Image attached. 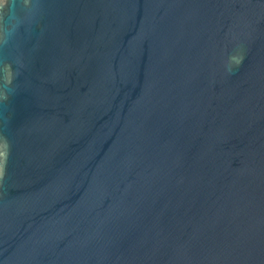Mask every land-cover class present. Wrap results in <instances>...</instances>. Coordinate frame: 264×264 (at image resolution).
Here are the masks:
<instances>
[{
  "label": "water",
  "instance_id": "1",
  "mask_svg": "<svg viewBox=\"0 0 264 264\" xmlns=\"http://www.w3.org/2000/svg\"><path fill=\"white\" fill-rule=\"evenodd\" d=\"M0 264H264V0H5Z\"/></svg>",
  "mask_w": 264,
  "mask_h": 264
},
{
  "label": "clouds",
  "instance_id": "2",
  "mask_svg": "<svg viewBox=\"0 0 264 264\" xmlns=\"http://www.w3.org/2000/svg\"><path fill=\"white\" fill-rule=\"evenodd\" d=\"M5 3V0H0V6H3Z\"/></svg>",
  "mask_w": 264,
  "mask_h": 264
}]
</instances>
